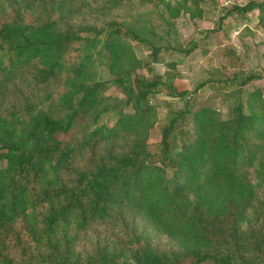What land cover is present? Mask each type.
I'll list each match as a JSON object with an SVG mask.
<instances>
[{
	"label": "trees",
	"instance_id": "1",
	"mask_svg": "<svg viewBox=\"0 0 264 264\" xmlns=\"http://www.w3.org/2000/svg\"><path fill=\"white\" fill-rule=\"evenodd\" d=\"M156 1L170 7L168 0ZM224 9L218 27L229 16L242 19L258 9L264 29V4L248 1ZM122 26L108 24L98 55L108 61L117 82L126 85L127 102L134 108L128 114L122 109L127 102L114 103L116 123L137 131L152 115L150 101L159 85L170 96L182 97L187 91L178 90L171 79L131 78L130 73L117 70L120 35L147 46L154 59L163 51L179 50L187 55L200 44H157L132 27ZM76 38L81 37L53 17L28 23L16 14L4 21L0 25V86L25 69L33 72L36 84L57 79L63 54ZM85 62L78 64L81 78L89 68ZM260 76L235 74L230 80L240 78L242 86ZM101 85L80 80L82 96L76 104L65 96L62 115L34 107L20 129H0V158L5 161L0 169V264H16L9 254L10 244L42 248L36 264L186 263L180 256L159 255L140 234L129 242L119 241V252L97 247L87 260L75 255L73 228L83 231L92 223L117 219L125 209L181 244L189 258L187 264H264V194L256 192V186L264 182V98L250 94L246 105L235 103L225 118L210 105L193 111L188 105L174 108L168 101L156 153L146 149V135L138 134L131 150L116 151L109 146L82 161L87 148L107 141L115 131L101 124L88 135L71 134L74 120L95 102ZM183 124H191V129ZM251 215H258L260 224L246 226Z\"/></svg>",
	"mask_w": 264,
	"mask_h": 264
},
{
	"label": "rangeland",
	"instance_id": "2",
	"mask_svg": "<svg viewBox=\"0 0 264 264\" xmlns=\"http://www.w3.org/2000/svg\"><path fill=\"white\" fill-rule=\"evenodd\" d=\"M168 1L170 7L156 0H0V25L16 14L28 23L53 17L59 19L65 30L81 37L76 38L63 54L57 79L36 84L33 72L25 69L0 86V129L6 126L20 129L34 107L62 115L63 102L69 99L76 104L82 96V91H78L80 80L87 83L99 81L102 85L95 95V102L76 117L71 134L88 135L101 124L113 126L115 131L107 141L87 148L81 160L87 161L109 146L116 151L131 150L138 134L146 135V149L156 153L166 123V102L171 101L172 107L177 109L188 105L193 111L210 105L225 118L235 103L242 101L246 105L250 94L257 93L264 98V29L260 11L255 9L242 19L229 16L220 27L217 26L218 16L231 4L243 5L248 1L264 4V0ZM111 22L123 25L124 29L132 27L157 44L166 41L177 47H188L190 41H199L200 44L187 55L176 48L174 52H160L154 59L149 56L147 46L120 35L118 42L122 50L116 61L117 70L130 73L131 78L143 75L149 79L160 77L162 81L171 79L178 90L187 91L182 97L170 96L169 90L159 85L150 101L153 109L146 122L148 126L137 131L116 123L118 111L113 104L128 101L126 85L117 82V74L107 66L108 61L98 55L99 41L104 39L105 28ZM93 40H96L94 46H89ZM85 61L89 68L86 77L81 78L78 64ZM248 73L261 76L242 86L240 78L230 80L235 74L242 76ZM122 109L128 114L134 112L132 102L124 104ZM188 128L191 129V124L185 127ZM94 138L98 139V136ZM174 143L178 148L180 138ZM4 166L5 161L0 158V169ZM256 192L259 196L264 194V182L256 186ZM250 217L251 221L246 226L260 224L258 215ZM72 232L75 235L74 253L82 260L93 257L97 247L119 252V241L129 242L133 235L140 234L159 255L180 256L186 259L185 264L189 261L183 246L174 238L128 209L123 210L117 219L92 223L83 231L73 228ZM23 240L29 243L26 235H23ZM40 252L44 250L38 247L24 249L11 244L9 247V254L16 264H36V255Z\"/></svg>",
	"mask_w": 264,
	"mask_h": 264
}]
</instances>
